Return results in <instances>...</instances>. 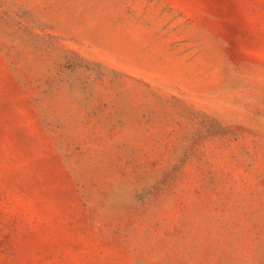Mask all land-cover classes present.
Instances as JSON below:
<instances>
[{
    "label": "rangeland",
    "instance_id": "obj_1",
    "mask_svg": "<svg viewBox=\"0 0 264 264\" xmlns=\"http://www.w3.org/2000/svg\"><path fill=\"white\" fill-rule=\"evenodd\" d=\"M0 264H264V0H0Z\"/></svg>",
    "mask_w": 264,
    "mask_h": 264
}]
</instances>
